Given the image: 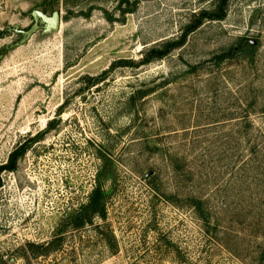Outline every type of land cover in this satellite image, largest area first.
I'll return each mask as SVG.
<instances>
[{"label": "rangeland", "instance_id": "1", "mask_svg": "<svg viewBox=\"0 0 264 264\" xmlns=\"http://www.w3.org/2000/svg\"><path fill=\"white\" fill-rule=\"evenodd\" d=\"M217 4L0 0V264H264V0Z\"/></svg>", "mask_w": 264, "mask_h": 264}, {"label": "trees", "instance_id": "2", "mask_svg": "<svg viewBox=\"0 0 264 264\" xmlns=\"http://www.w3.org/2000/svg\"><path fill=\"white\" fill-rule=\"evenodd\" d=\"M63 1L65 2V4L75 3L76 5L78 3V0H63ZM226 7H227V0H219V4L216 5L215 9L211 12H202L200 14V18L198 19V22L191 25L188 31L193 32L194 30H196L201 24V22L203 21V19L205 18L211 21L223 20L226 17ZM69 14H72V13L70 12L67 13V15L65 16L66 20L69 18L70 16ZM85 16L88 17L89 15H85ZM188 31H186L187 33L182 36L180 42L168 43L161 48L152 49L151 54H147L145 57H143L141 61H139L137 66L144 65V64L147 65L153 61L161 60L164 57H166L172 50H174L175 48H177L178 46L184 43L186 39V35L189 33ZM132 64H135V63H132ZM27 150H28V147L26 144H22L16 147L15 150L10 154L7 164L0 166V189L3 187L2 174L5 171L15 172L17 170L18 161L26 154ZM60 241L61 239H57L55 242H53L54 248L58 247L59 245L58 243H60ZM29 247L35 253V255H40V256L46 255V253L41 252V251H37L36 253V250L40 249V247H35L34 245H29Z\"/></svg>", "mask_w": 264, "mask_h": 264}, {"label": "water", "instance_id": "3", "mask_svg": "<svg viewBox=\"0 0 264 264\" xmlns=\"http://www.w3.org/2000/svg\"><path fill=\"white\" fill-rule=\"evenodd\" d=\"M32 17L34 24L28 31L20 30L18 26L15 27V32L24 36L20 43L16 44L17 46L29 41L42 27H44V33L46 34L59 31L61 28L62 13L60 11L53 12L51 16L42 11H34Z\"/></svg>", "mask_w": 264, "mask_h": 264}]
</instances>
